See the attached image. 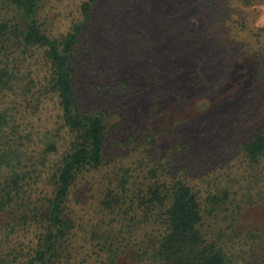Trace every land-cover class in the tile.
<instances>
[{"label": "trees", "instance_id": "obj_1", "mask_svg": "<svg viewBox=\"0 0 264 264\" xmlns=\"http://www.w3.org/2000/svg\"><path fill=\"white\" fill-rule=\"evenodd\" d=\"M110 1L81 0L79 16L71 14L60 35L47 10L52 0H0V264H240L247 252L245 264H264V229L245 219L264 208V126L214 145L215 162L195 183L194 132L185 129L163 147L158 133L148 142L124 141L117 148L127 154L110 160L112 112L84 109L78 81L83 63H93L87 52L103 48L115 73L101 85L106 100L125 107L134 97L146 102L137 64L145 67L140 78L147 88L159 93L150 83L158 87L165 80L160 72L175 69L199 84L172 86L174 103L227 117L253 103L264 84V27L255 32L232 9L264 0ZM134 5L156 14L158 58L149 60V45L128 31ZM137 6L131 14L140 19ZM94 18L93 37L86 23ZM200 56L202 74L214 75L212 88L194 70ZM124 58L133 70L124 69ZM99 65L97 72H106ZM36 71L42 76L35 78ZM51 98L59 126L41 132L31 119ZM162 109L158 118L166 116ZM228 153L236 159L226 167ZM89 177L102 181L97 192L88 188ZM90 192L99 219L75 206Z\"/></svg>", "mask_w": 264, "mask_h": 264}, {"label": "rangeland", "instance_id": "obj_2", "mask_svg": "<svg viewBox=\"0 0 264 264\" xmlns=\"http://www.w3.org/2000/svg\"><path fill=\"white\" fill-rule=\"evenodd\" d=\"M123 1L127 2V0H111L110 4L116 2L120 5ZM81 3V0H52V4L47 7V10L49 11L50 16L54 19L52 28L54 29L53 31L56 34L61 35L67 31L70 26V15L75 13L77 17L78 7L79 5H81ZM135 6L137 5L133 6V10H129V15L127 16V18H125L127 25H129V29H127L129 32L133 31L136 33L135 35L137 40H143L141 42L144 43V45H149V49L147 52L149 60L158 58L160 47L159 45L157 46L153 43V37L157 33V28L154 24V17H156V14H152L154 10L152 13L149 12L147 8H150V6L147 8L137 6L140 11H138L140 19L135 18L131 14V11H133L134 13L137 12ZM232 11L235 19H238L243 23H247L249 27L255 30V32H258V29L264 27V2H253V4L250 6L239 3L234 5ZM95 15L98 17L99 14L95 13ZM204 18L208 20L207 14L204 16ZM97 22L98 19L97 21H95L94 18L92 22L88 21L86 23L87 27L90 28L92 36L95 32L96 27L99 26ZM131 43L132 42L129 41V44ZM112 47L115 46L113 45ZM109 48L111 51L110 53L113 54L115 52V48ZM91 52L95 53L96 56H92ZM91 52H87V55L93 63L88 65L86 63H83V67L86 68L80 70V76L82 77L79 76L78 79L83 95L81 104L84 109H106L112 112V118H114L113 125H116V127L114 128L115 133H113L112 135V139L114 140L111 139V146L113 147L109 152L110 160H115L120 155L125 156L127 154L128 151L124 154L122 152H118L121 150L117 148L118 145H120L124 141H129V139H131L133 141H137L136 144L142 143L144 141L148 142L150 141V138L155 137L158 133L157 142L160 147H163L170 142H177L178 139L176 138L174 133L180 132V129H185L187 130L186 132H194L190 134V138L194 139L195 141L194 142L192 140V142H190L192 146V152L194 153V157L192 158L194 160L192 169L194 170L192 172L193 174L191 175V178L195 183H200L203 175L205 174L206 168L210 167V165L215 162L216 156L214 155L213 151L214 145L223 146L224 144L221 143L229 139L242 140L245 137H249L251 133L256 129L264 126V84L260 87V91L257 93L255 99L253 100V103H247L246 106L243 104V107L239 111L233 109L228 113L231 114L230 116L226 114L227 117H217L215 114L209 115L208 113H203L199 109L194 111L188 110L191 109V107L187 109L186 107H182L179 104L174 103L175 97L170 93V89L172 88V86H178L179 88L183 89H185V87L187 86L188 89H190L192 87L195 88V82L199 84L196 76H191L190 80L187 81L189 74L187 73L186 77L183 75V72L177 75L175 69H167L166 73V70L160 72L161 75L165 77V80L164 82H159L158 87L155 80H153L154 85H152L153 82L150 83V85L153 86L155 90H160L159 93L151 91L147 88V84H145V82L142 80L144 79L146 81L147 79L145 77H143L142 79L140 78L141 71H143L142 75L145 72V67L140 68L139 64H137L135 67L136 74L141 81V85H146V87L141 86L140 89L144 94L146 102L142 104V100L140 98L134 97L130 100L129 107H125L121 104L116 105L114 104L115 101H112L108 98L107 100L105 99L103 95L105 94L106 89H101L102 84L112 83L114 81L113 76H115V73L112 70L114 66V60L109 59L111 54L107 53V51H104L103 48L99 53L94 50H92ZM120 52L123 53L122 50ZM135 53L137 52H132V54ZM133 58H135L134 55ZM133 58L131 57V59ZM124 59V69L127 71L133 70L132 67H127L128 63L130 65V60L127 58ZM199 59L200 61L198 60V63H196L194 70L199 77H202L203 82L201 83L203 84V86L205 88H212L215 86V80L213 77L214 75L211 74V77L206 78L202 74L201 68L203 61L205 60H201V56L199 57ZM135 60L137 61L138 59L136 58ZM168 62H170V60H168ZM96 64H100L99 68H104V65H106V72H97L98 68ZM108 65H110V68L108 67ZM150 71L151 70L147 69V72ZM40 73L41 72L36 71L35 78L41 77L42 74ZM157 74L158 71H153L152 75L157 76ZM168 77L170 82H168L167 80ZM116 80H118V78H116ZM159 99L162 100L161 104H159ZM246 102L247 101H245V103ZM55 104L56 101L52 98L45 99V107L42 106L40 111L34 114L33 118L31 119L33 125L38 127L41 132H46L47 130H57L59 126V118L57 116V112L55 111ZM160 109H162L164 113H166V116L164 118H158ZM117 110H119L124 115L122 119L116 116L118 114ZM116 117L117 119H115ZM158 121H160L159 128L156 127ZM62 135L64 137H67V135L65 134ZM179 137H181V135ZM60 140L61 144L63 145L65 143V139ZM223 149H225V147ZM217 154L219 153L217 152ZM223 154L225 153H222V155ZM53 157H55V155ZM227 157L229 159L226 161V167L227 165H231V163H235L236 159L229 153ZM87 183L88 188L95 192H97L99 186L102 185V181L95 182L93 177H89ZM86 195L88 196V198H85V202H82L81 205L75 202V206L78 208L79 212H81V209L83 208L86 210L88 208L86 214L91 216L92 218L99 219L101 217V215H99V212H97V214L94 212L97 209L98 203L96 202V200H93L94 197L92 196L91 192L89 194L87 193ZM245 219L248 220L246 221L247 225L257 224L256 228L259 231L264 229V208H253V211L245 215ZM223 225L224 224H221V227L225 228V225ZM241 239L250 241L245 236H242ZM240 260V264L249 263L251 260L248 252L243 254Z\"/></svg>", "mask_w": 264, "mask_h": 264}]
</instances>
